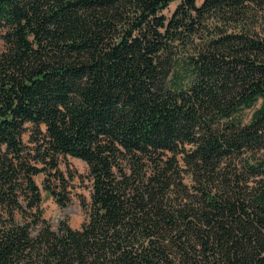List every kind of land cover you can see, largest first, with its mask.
<instances>
[{"label":"trees","instance_id":"obj_1","mask_svg":"<svg viewBox=\"0 0 264 264\" xmlns=\"http://www.w3.org/2000/svg\"><path fill=\"white\" fill-rule=\"evenodd\" d=\"M262 17L264 0H0V264H264ZM60 156L88 167L80 228L42 216L35 176L70 201Z\"/></svg>","mask_w":264,"mask_h":264},{"label":"rangeland","instance_id":"obj_2","mask_svg":"<svg viewBox=\"0 0 264 264\" xmlns=\"http://www.w3.org/2000/svg\"><path fill=\"white\" fill-rule=\"evenodd\" d=\"M174 9V3L170 5L164 12L170 14ZM259 18V23L264 27V19ZM3 48V42L0 40V50ZM257 107V106H256ZM252 109H245L241 113L243 122L250 120ZM26 136L24 139L26 140ZM59 168L64 173L65 178L69 182L68 190L70 191V201L64 207H60L54 199L42 188V175L35 176V180L40 187L42 201V216L47 223L56 229L61 222H65L71 228H80L87 219V213L81 204V200L89 202L91 182L88 177V167L84 161L71 156L59 157ZM72 174V175H71Z\"/></svg>","mask_w":264,"mask_h":264}]
</instances>
